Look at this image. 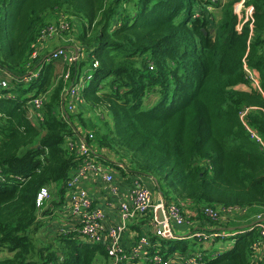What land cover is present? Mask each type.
<instances>
[{"label": "trees", "instance_id": "1", "mask_svg": "<svg viewBox=\"0 0 264 264\" xmlns=\"http://www.w3.org/2000/svg\"><path fill=\"white\" fill-rule=\"evenodd\" d=\"M239 1L0 0V75L9 80L0 88V264H109L102 244L76 233L79 223L51 221L82 158L67 141L82 138L121 194L140 184L181 207L189 225L179 231L225 239L221 229L242 212L264 218V0H244L252 15L240 29ZM59 24L74 63L43 61L58 48L49 52L41 33ZM42 188L49 196L38 209ZM135 221L132 244L146 235L147 256L174 264H261L264 255L258 225L217 252L194 249L203 236L143 231L147 213Z\"/></svg>", "mask_w": 264, "mask_h": 264}, {"label": "built area", "instance_id": "2", "mask_svg": "<svg viewBox=\"0 0 264 264\" xmlns=\"http://www.w3.org/2000/svg\"><path fill=\"white\" fill-rule=\"evenodd\" d=\"M210 1L215 2L216 0ZM205 8L207 11L214 9L212 5H206ZM242 10L244 12V17L241 19L238 29H240L241 25L250 19L252 15V8L244 7V0L234 5V12L240 18L242 17L240 16ZM66 28L67 26L63 24H59L57 27L50 26L41 33V39L51 38L59 29L63 31L66 30ZM76 56V54L73 56L64 52L63 49H58V51L52 52L48 59H61L68 63H74ZM33 57H35L34 54ZM247 75L252 84L257 86V79L249 72H247ZM66 77H68V74ZM0 87L5 88L6 83L0 82ZM78 87L79 86L75 89L70 88L66 94L69 95L71 99L76 100L80 91ZM33 103L35 107L38 108L39 102L34 101ZM68 110L72 111L73 109L71 106H68ZM89 138L92 137L90 136ZM256 139L261 143L259 138ZM67 148L69 151H74L76 155L82 157L78 166L70 172L69 179L66 183L64 205L60 208V212L64 218L70 217L72 221L79 223L80 227L78 230H75L76 233L79 234L82 239H86L85 241L88 243L102 244L106 249L107 255L114 260L113 264H132L131 261L134 259L145 260L142 261L144 264L146 261H149L151 264H174L172 261L162 260V258L156 254L147 256L148 252L146 249L150 244L146 235L140 236L133 244L131 242L128 249L121 246V239L123 234L129 229L130 223L135 220V217L144 213L149 215L150 228L156 237L162 239L180 238V235L176 234L174 230L182 229L189 225L187 223V217L182 215L181 207L173 203L166 204L159 192L154 195L148 187L137 184L135 187L124 192V201L119 202L117 205L118 223L110 228H106L104 224L106 219L105 212L95 205L92 198V190H96L97 192L99 188L95 189L91 187V184L94 186L92 180L99 177L104 189L111 196L116 195L118 193V188L115 186L112 171L103 167V163L100 160L102 155L96 150L93 144H88L84 138L76 142L67 141ZM48 196L49 192L46 188L40 189L35 198V206L38 209L41 208ZM157 201L160 202L158 203ZM159 208L163 215V220L161 222L157 221L155 214V211ZM231 211H235V209H231ZM205 213L209 216H213L210 210H205ZM241 215L243 216V212ZM261 216L262 215L257 217L258 219L255 223L260 229V236L264 238V218H260ZM212 232L213 231H211V234L207 235L199 234L198 232L190 235L191 232H189L187 237L189 238L190 235V238L197 237L199 239V237L203 236L204 239H208L216 235L212 234ZM226 232V236L233 235L228 231ZM260 263L264 264V255H262ZM180 264L199 263L198 260L193 258L186 259Z\"/></svg>", "mask_w": 264, "mask_h": 264}, {"label": "rangeland", "instance_id": "3", "mask_svg": "<svg viewBox=\"0 0 264 264\" xmlns=\"http://www.w3.org/2000/svg\"><path fill=\"white\" fill-rule=\"evenodd\" d=\"M240 16H241V13H240ZM211 33L213 34V30L211 31ZM46 46H47L46 49H48L49 52L51 50H53L54 48H58V49L66 48V49H68L70 46L68 45L67 31H65V30L60 31V29H59L55 35H53L51 38H49L48 43L46 44ZM68 53L71 54V55H73V56L75 54L72 51H69ZM36 75L37 74H35L34 76H36ZM0 76H1L0 82L8 83L9 80L7 78H4L2 75H0ZM92 115H94V114L92 112H89V114L87 115V117H90L91 118V117H93ZM89 121L90 120H88V123H90L92 125L93 123L92 122H89ZM59 211H60V208L57 209L56 211H54L52 216H54V218L56 219V222L58 224H61L62 225L63 224L62 221L61 220H58L59 217H62V214ZM256 211L257 210H255V211L247 210L246 213L243 214V216L239 217L238 220L235 221V222L238 223V225L233 226V227L243 226V225H249V224H252L253 222H255V221H250V218L255 217L254 215H256V216L259 215L260 216L261 213H257V214L255 213L254 214V212H256ZM47 220H48V217H45L44 222H47ZM51 220H52V217H51ZM51 231H54V230H51ZM40 232H42L41 233V236H43L48 231L47 230H40ZM174 232L176 234L183 233V232L179 231L178 229H175ZM188 233H189V231L187 232V234ZM237 235L238 234L234 233L232 235V237H227L225 239H214V237L211 236L208 239H205L204 242H201V243L196 242L194 240H191L190 241V244L191 243H195V244L197 243L195 245V248L194 249H198V250H200V249L201 250L213 249V250H215L217 252H221L220 250L224 251V250H228V249H230V247H232V245L234 244V241H235V238L237 237ZM5 256H8V254L2 253L0 255V257H5ZM143 261H145V260H143ZM113 263H114V260L111 259L109 261V264H113Z\"/></svg>", "mask_w": 264, "mask_h": 264}, {"label": "crops", "instance_id": "4", "mask_svg": "<svg viewBox=\"0 0 264 264\" xmlns=\"http://www.w3.org/2000/svg\"><path fill=\"white\" fill-rule=\"evenodd\" d=\"M220 1L224 2V0H220ZM92 181L94 182V186L91 184V187H93L95 189L99 188V191L97 190V192H96V190L95 191L92 190V198L95 202V205L104 210L105 216H106L104 224H105L106 228H110V227L116 225V223H118L117 205L119 202L124 201L125 193L121 194L119 187L115 184V186H117V188H118V193L114 196H111L104 189V186L102 185V181L99 177H97V179H94ZM56 210L57 209H55L54 211H56ZM58 220H61L62 222L66 221V219L63 216L59 217ZM51 221H56L54 216H52ZM136 224H138V222L133 220L130 223L129 229L122 236V239H121L122 245L121 246L124 247L125 249H128L130 246V243L134 241V237H137V233H136L135 229L131 228V226H134V225L137 226ZM147 225L150 226V224H146L143 231L148 229ZM150 230H151V228H150ZM181 231H183V230H181ZM187 232H188V230H184L183 233L179 234L180 239L185 238L187 236ZM138 261L142 262L143 260L138 259Z\"/></svg>", "mask_w": 264, "mask_h": 264}, {"label": "water", "instance_id": "5", "mask_svg": "<svg viewBox=\"0 0 264 264\" xmlns=\"http://www.w3.org/2000/svg\"><path fill=\"white\" fill-rule=\"evenodd\" d=\"M75 54L77 55V53H75ZM49 57H50V55L45 56V58L43 59V61H44V60H47ZM28 76H29V75H27L26 77H28ZM64 114H65L66 117H67V113L64 112ZM159 194H160V196L162 195L161 192H159ZM157 202L159 203L160 201H157ZM155 214H156V219H157V221L161 222V221L163 220V215H162V211H161V209L159 208L158 210H156V211H155ZM254 225H256L255 222H253L252 224H249V225L237 226V227H233V228L230 227V228H228V229H221V230H226V231H228V232L236 231L237 234H240L241 231L246 230V229H248L249 227L254 226Z\"/></svg>", "mask_w": 264, "mask_h": 264}, {"label": "clouds", "instance_id": "6", "mask_svg": "<svg viewBox=\"0 0 264 264\" xmlns=\"http://www.w3.org/2000/svg\"><path fill=\"white\" fill-rule=\"evenodd\" d=\"M51 54V53H50ZM50 54H48V55H50ZM49 60H51V59H49ZM6 87H7V83H6ZM5 87V88H6ZM0 88H2V87H0ZM5 88H2V89H5ZM236 231H234V232H232V234H234ZM237 234V233H236ZM178 239H180V238H178Z\"/></svg>", "mask_w": 264, "mask_h": 264}]
</instances>
